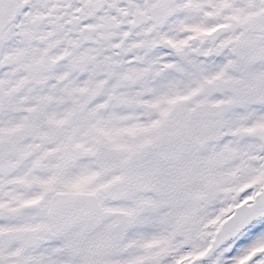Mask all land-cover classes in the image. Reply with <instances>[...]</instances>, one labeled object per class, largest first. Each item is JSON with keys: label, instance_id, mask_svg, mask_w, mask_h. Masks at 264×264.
Instances as JSON below:
<instances>
[{"label": "snow or ice", "instance_id": "1", "mask_svg": "<svg viewBox=\"0 0 264 264\" xmlns=\"http://www.w3.org/2000/svg\"><path fill=\"white\" fill-rule=\"evenodd\" d=\"M0 264H264V0H0Z\"/></svg>", "mask_w": 264, "mask_h": 264}]
</instances>
